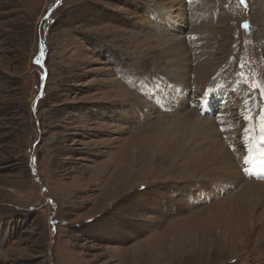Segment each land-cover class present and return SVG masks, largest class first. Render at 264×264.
<instances>
[{"label":"rangeland","instance_id":"obj_1","mask_svg":"<svg viewBox=\"0 0 264 264\" xmlns=\"http://www.w3.org/2000/svg\"><path fill=\"white\" fill-rule=\"evenodd\" d=\"M262 109L264 0H0V264H264Z\"/></svg>","mask_w":264,"mask_h":264},{"label":"snow or ice","instance_id":"obj_2","mask_svg":"<svg viewBox=\"0 0 264 264\" xmlns=\"http://www.w3.org/2000/svg\"><path fill=\"white\" fill-rule=\"evenodd\" d=\"M241 3H246V0H241ZM243 27L245 29L250 28V25L246 22ZM44 52L41 50L40 57H43ZM35 63L41 64L42 61L40 58H37ZM254 88L260 89L261 84L257 81L254 85ZM249 122H252L256 117L249 115L246 117ZM258 128V131H257ZM244 144L247 149V157L244 160V164L248 165H260L264 166V109L258 114V125H253L250 128H245L244 133ZM246 174L253 175L255 174L252 168L245 169Z\"/></svg>","mask_w":264,"mask_h":264},{"label":"bare ground","instance_id":"obj_3","mask_svg":"<svg viewBox=\"0 0 264 264\" xmlns=\"http://www.w3.org/2000/svg\"><path fill=\"white\" fill-rule=\"evenodd\" d=\"M186 116H188V118L189 119H193L194 118V114L192 113V112H190V113H188ZM185 116V117H186ZM180 119H181V117H178L177 118V120H175V122L177 123V124H179L180 123ZM196 119H194V121H195ZM193 121V122H194ZM194 124H196L195 122H194ZM166 128H169V127H165V128H163V129H166ZM242 141V140H241ZM203 168H206V166H202V169ZM247 194H250L252 197H251V199H247ZM230 199H232V201H240V202H242V205H244V207L242 208V205L240 206V209L238 210V212L237 213H241L240 211H242V212H244V213H248L250 216H254V214H255V212H256V210H257V208H258V204H259V201H258V199L255 197V193H254V191H253V189H251V188H243V189H241L240 190V192H239V195H236V196H234V197H230ZM235 204L231 207V208H233V211L235 212ZM232 212V211H231ZM232 215V214H231ZM235 215H236V213H235ZM230 216V215H229ZM238 216V215H237ZM231 217V216H230ZM231 219V218H230ZM247 220V219H246ZM199 233V232H198Z\"/></svg>","mask_w":264,"mask_h":264},{"label":"water","instance_id":"obj_4","mask_svg":"<svg viewBox=\"0 0 264 264\" xmlns=\"http://www.w3.org/2000/svg\"><path fill=\"white\" fill-rule=\"evenodd\" d=\"M246 22L250 25V28L246 29V30H247V33L250 35V34H252V32L254 31V27L251 26V24H250L249 21H246ZM246 22H245V23H246ZM245 23H244V24H245Z\"/></svg>","mask_w":264,"mask_h":264}]
</instances>
